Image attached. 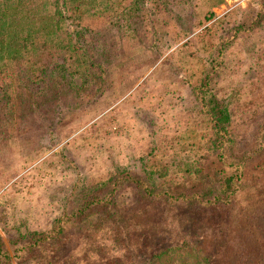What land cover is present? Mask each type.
Here are the masks:
<instances>
[{"label": "rangeland", "instance_id": "rangeland-1", "mask_svg": "<svg viewBox=\"0 0 264 264\" xmlns=\"http://www.w3.org/2000/svg\"><path fill=\"white\" fill-rule=\"evenodd\" d=\"M1 41V264H97L92 245H111L99 212L68 219L60 238L49 231L80 203L76 191L105 193L131 215L151 185L195 191L201 174L226 175L245 155L236 200L264 202V0H0ZM57 61L82 88L39 90ZM90 66L103 68L97 86L86 80ZM159 207L166 232L179 236L177 206ZM217 227L198 235L217 244ZM165 258L155 264H200L183 248Z\"/></svg>", "mask_w": 264, "mask_h": 264}, {"label": "trees", "instance_id": "trees-1", "mask_svg": "<svg viewBox=\"0 0 264 264\" xmlns=\"http://www.w3.org/2000/svg\"><path fill=\"white\" fill-rule=\"evenodd\" d=\"M83 31L82 27L72 30L76 41L81 40ZM3 44L1 41L0 46ZM65 63L57 61L44 73L43 76H50L52 80L41 77L43 86L39 90L44 91L49 87L53 95L59 96L60 92L66 94L67 91L75 92L83 87L85 82L75 76ZM95 63L91 60L89 64L92 66ZM91 66L89 72L85 74L86 80L97 86L103 77L101 75L103 68L97 72L92 70ZM211 114L215 118L217 129L225 130L224 121L227 119L225 112L216 107L212 109ZM259 140V143H262L259 151H263L264 139ZM247 157L241 155L235 161L229 162L234 168L226 175L219 170L201 174L204 184L195 191H156L155 186L151 185L153 189L141 193L143 203L138 207L137 213L131 215L123 213L122 209H116L114 203H109L112 200L105 193L91 195L89 199L90 194L83 195L76 191L78 198L81 197L80 203L67 211L68 213L63 212L68 217L55 220L49 231L52 232V238L56 233L60 234V238L65 233L66 223H74L81 215L86 218L99 212L98 217L106 220L105 230L109 234L111 245L109 247L103 244L92 245L93 251L100 248L96 255L97 264H155L161 256H166L165 260L169 261L170 257L179 255L180 248L194 256L200 264H264V246L260 240L264 230L262 225L264 217L262 220H256L255 225L253 223V220L257 219V209L264 206V202L249 206L236 200V192L242 187L241 165L245 163ZM162 203L177 206L180 211L179 219L182 220L184 228L177 237L172 235L170 230L166 232L164 228L165 221L160 215L159 207ZM231 209L235 210V215ZM75 213L79 216L70 218ZM237 214L239 217L244 215L245 218L250 215L251 219L246 220L242 226L243 221L236 217ZM230 216L234 217L231 221ZM226 219L229 221L225 222ZM236 222H241L239 226L242 227L237 229ZM206 224L218 226L217 244L213 242L207 245L209 240L204 234V237H199L198 233ZM47 233L37 232L44 237L48 236ZM240 234L244 235V240ZM6 257L7 253L0 240V264L2 258Z\"/></svg>", "mask_w": 264, "mask_h": 264}]
</instances>
